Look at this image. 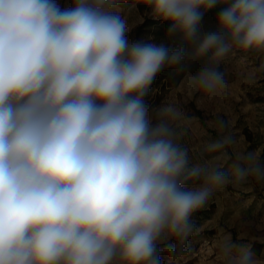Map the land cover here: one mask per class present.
Returning <instances> with one entry per match:
<instances>
[{
	"label": "clouds",
	"instance_id": "1",
	"mask_svg": "<svg viewBox=\"0 0 264 264\" xmlns=\"http://www.w3.org/2000/svg\"><path fill=\"white\" fill-rule=\"evenodd\" d=\"M143 2L175 48L130 40L117 0H0V264H162V233L185 241L215 190L264 178L251 152L231 174L193 164L172 127L182 113L169 106L154 122L145 100L189 58H207L192 86L223 88L225 57L264 52V0ZM214 247L223 264H264L230 235Z\"/></svg>",
	"mask_w": 264,
	"mask_h": 264
},
{
	"label": "rangeland",
	"instance_id": "2",
	"mask_svg": "<svg viewBox=\"0 0 264 264\" xmlns=\"http://www.w3.org/2000/svg\"><path fill=\"white\" fill-rule=\"evenodd\" d=\"M59 2L61 7L71 6V0ZM116 10L127 22L130 40L135 39V30L147 18L156 19L143 0L128 7L117 6ZM204 26L202 23L203 31ZM198 63L186 59V73L176 86H163L156 77L145 97L150 110H155L150 111L154 122H159L160 110L169 106L182 113L172 127L176 141L188 149L193 164L214 161L231 174L236 153L251 152L264 167V52L237 51L225 57L218 66L225 86L213 93L192 86L187 79L189 73L195 76L190 65ZM220 121L226 126L223 132L218 128ZM224 135L233 137L234 143L207 151L208 145ZM192 219L196 227L183 242L162 233L157 242L162 264H223L214 247L222 235H230L235 244L251 245L253 257L264 261V178L250 176L215 190ZM255 244L262 247L260 253L253 252Z\"/></svg>",
	"mask_w": 264,
	"mask_h": 264
},
{
	"label": "trees",
	"instance_id": "3",
	"mask_svg": "<svg viewBox=\"0 0 264 264\" xmlns=\"http://www.w3.org/2000/svg\"><path fill=\"white\" fill-rule=\"evenodd\" d=\"M141 1L142 0H117V6L128 7L132 4L139 3ZM217 11L218 9H214L205 14L202 21V23L205 25V31L211 30L213 28H211L208 23L212 22L215 24V17ZM166 28L167 25L160 22L158 19L147 18L143 22V24H141L135 30V40H140L144 42H154L157 44L164 41L165 43H167V46L169 48H175L178 43L177 41L165 39ZM185 61L182 62L180 65L171 68L165 67V69L158 74L157 80L162 82L163 86H176L186 73ZM198 61L199 63L197 65L191 64L189 67V70L195 76L199 73L201 68L207 64V58ZM261 248V246L255 244L252 250L255 253H260Z\"/></svg>",
	"mask_w": 264,
	"mask_h": 264
}]
</instances>
